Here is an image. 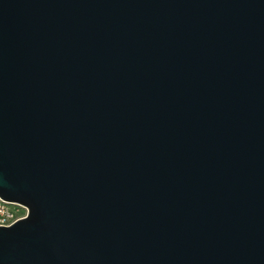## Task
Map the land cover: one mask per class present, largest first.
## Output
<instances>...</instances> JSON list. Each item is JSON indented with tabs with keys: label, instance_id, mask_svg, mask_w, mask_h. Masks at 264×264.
Masks as SVG:
<instances>
[{
	"label": "water",
	"instance_id": "1",
	"mask_svg": "<svg viewBox=\"0 0 264 264\" xmlns=\"http://www.w3.org/2000/svg\"><path fill=\"white\" fill-rule=\"evenodd\" d=\"M0 264H264V0H0Z\"/></svg>",
	"mask_w": 264,
	"mask_h": 264
},
{
	"label": "built area",
	"instance_id": "2",
	"mask_svg": "<svg viewBox=\"0 0 264 264\" xmlns=\"http://www.w3.org/2000/svg\"><path fill=\"white\" fill-rule=\"evenodd\" d=\"M28 208L26 205L10 201L0 196V226H7L15 222L17 219L27 215Z\"/></svg>",
	"mask_w": 264,
	"mask_h": 264
}]
</instances>
